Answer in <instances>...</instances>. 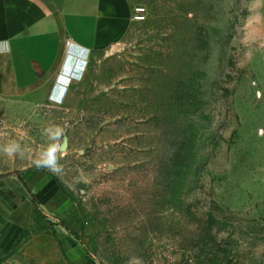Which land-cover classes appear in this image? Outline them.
<instances>
[{
	"label": "rangeland",
	"instance_id": "1",
	"mask_svg": "<svg viewBox=\"0 0 264 264\" xmlns=\"http://www.w3.org/2000/svg\"><path fill=\"white\" fill-rule=\"evenodd\" d=\"M128 2L127 33L65 73L62 101L65 59L0 97V146L25 149L0 152V181L26 178L46 221L0 264H264V0ZM52 123L58 174L33 163Z\"/></svg>",
	"mask_w": 264,
	"mask_h": 264
},
{
	"label": "crops",
	"instance_id": "2",
	"mask_svg": "<svg viewBox=\"0 0 264 264\" xmlns=\"http://www.w3.org/2000/svg\"><path fill=\"white\" fill-rule=\"evenodd\" d=\"M132 18L128 0H0V97L29 91L63 65L54 97L67 92L65 73L81 74L88 55L113 48L127 33ZM0 181V259L21 244L31 222L45 228L40 194L25 178ZM71 246L70 238L64 237ZM43 237L31 240L41 245ZM26 248L29 244H25ZM38 256L45 250L37 248Z\"/></svg>",
	"mask_w": 264,
	"mask_h": 264
},
{
	"label": "clouds",
	"instance_id": "3",
	"mask_svg": "<svg viewBox=\"0 0 264 264\" xmlns=\"http://www.w3.org/2000/svg\"><path fill=\"white\" fill-rule=\"evenodd\" d=\"M41 135L46 139V144L41 148L33 163L38 168L58 174L63 168L61 161L64 158V153L61 149L66 130L61 125L52 123L42 129ZM0 152L8 157H23L25 155L24 147L17 140H8L7 143L0 146Z\"/></svg>",
	"mask_w": 264,
	"mask_h": 264
},
{
	"label": "built area",
	"instance_id": "4",
	"mask_svg": "<svg viewBox=\"0 0 264 264\" xmlns=\"http://www.w3.org/2000/svg\"><path fill=\"white\" fill-rule=\"evenodd\" d=\"M135 19L138 22H142L146 19V9L145 8H138L135 13Z\"/></svg>",
	"mask_w": 264,
	"mask_h": 264
},
{
	"label": "trees",
	"instance_id": "5",
	"mask_svg": "<svg viewBox=\"0 0 264 264\" xmlns=\"http://www.w3.org/2000/svg\"><path fill=\"white\" fill-rule=\"evenodd\" d=\"M22 183L24 184V186L26 187V188H28V186H27V184L25 183V181L22 179ZM0 263H1V259H0Z\"/></svg>",
	"mask_w": 264,
	"mask_h": 264
},
{
	"label": "bare ground",
	"instance_id": "6",
	"mask_svg": "<svg viewBox=\"0 0 264 264\" xmlns=\"http://www.w3.org/2000/svg\"><path fill=\"white\" fill-rule=\"evenodd\" d=\"M61 77V76H60ZM66 96V95H65Z\"/></svg>",
	"mask_w": 264,
	"mask_h": 264
}]
</instances>
